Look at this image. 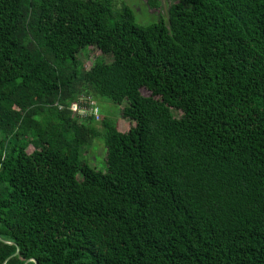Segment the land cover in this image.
<instances>
[{
    "label": "trees",
    "instance_id": "1",
    "mask_svg": "<svg viewBox=\"0 0 264 264\" xmlns=\"http://www.w3.org/2000/svg\"><path fill=\"white\" fill-rule=\"evenodd\" d=\"M170 1L0 0V264H264V0Z\"/></svg>",
    "mask_w": 264,
    "mask_h": 264
},
{
    "label": "rangeland",
    "instance_id": "2",
    "mask_svg": "<svg viewBox=\"0 0 264 264\" xmlns=\"http://www.w3.org/2000/svg\"><path fill=\"white\" fill-rule=\"evenodd\" d=\"M158 8H151L147 4V0H113L114 9H120L124 5L130 6L133 9L137 22L140 24H148L157 21L158 15H162L165 19L168 17V8L171 3L170 0H158ZM96 58H103L105 61L111 60L109 55H101L100 52L93 48H84L79 54V60L81 61L83 68L88 69ZM144 95H148L147 90H142ZM93 98V97H92ZM96 100V99H95ZM99 109L103 111L105 116H108L116 121L117 127L121 131H126L130 126L127 120L121 118L122 106L114 105L108 100H96ZM103 115V116H104ZM96 127L101 128L99 121H96ZM32 147H28V151H32ZM84 156L88 163L95 167L105 169L106 164V148L103 141L100 138H95L91 144L84 151Z\"/></svg>",
    "mask_w": 264,
    "mask_h": 264
},
{
    "label": "built area",
    "instance_id": "3",
    "mask_svg": "<svg viewBox=\"0 0 264 264\" xmlns=\"http://www.w3.org/2000/svg\"><path fill=\"white\" fill-rule=\"evenodd\" d=\"M96 102L92 96L82 94L70 104L69 110L81 119L93 117L98 121L100 119V110Z\"/></svg>",
    "mask_w": 264,
    "mask_h": 264
},
{
    "label": "water",
    "instance_id": "4",
    "mask_svg": "<svg viewBox=\"0 0 264 264\" xmlns=\"http://www.w3.org/2000/svg\"><path fill=\"white\" fill-rule=\"evenodd\" d=\"M37 264V263H36Z\"/></svg>",
    "mask_w": 264,
    "mask_h": 264
}]
</instances>
